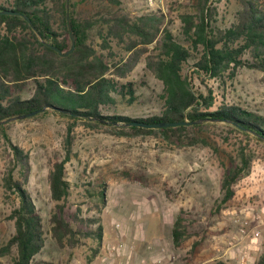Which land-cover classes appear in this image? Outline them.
Returning <instances> with one entry per match:
<instances>
[{
	"label": "trees",
	"instance_id": "16d2710c",
	"mask_svg": "<svg viewBox=\"0 0 264 264\" xmlns=\"http://www.w3.org/2000/svg\"><path fill=\"white\" fill-rule=\"evenodd\" d=\"M171 1V11L184 9L176 15L175 31L168 14L159 9L130 15L109 9L119 7L120 0H78L83 7L80 10L69 0L74 48L66 56L47 46L62 53L70 48L65 0L0 2V11L18 13L0 15V134L11 154L1 187L4 199L14 201L7 216L13 233L0 245V258L10 256L11 264H37L34 258L45 242L41 216L25 188L30 174L28 154L6 134L8 122L17 117L53 113L69 120L62 139V158L52 164L48 174L49 196L55 203L49 233L59 247H74L81 236L96 240L100 247L102 237L99 218L83 219L74 228L63 216V203L70 193L64 170L72 156L73 130L78 122L88 127L108 125L118 136L158 135L167 145L178 148L209 145L204 138L190 135L191 129L201 130L209 122H225L229 132L263 141V115L235 103L214 106L213 90H195L183 70L191 61L193 73L216 81L222 89L234 81L238 70L264 73V0H235L237 7L226 26L217 24L218 13L211 0H184L188 3L185 6L181 0ZM92 30L96 44L90 38ZM141 59L145 70L161 85L157 97L160 111L137 117L116 114L120 106L128 108L138 102V86L128 77ZM24 91H29L28 96L22 97ZM108 111L112 114L104 113ZM183 121L199 123L163 128L129 125ZM250 163L244 147L234 158L229 157L213 214L233 198L234 186L248 173ZM97 188L96 196L104 203L103 184ZM190 226L191 220L179 210L170 229L174 248L191 237ZM197 245V241L192 243L191 252ZM254 264H264V252Z\"/></svg>",
	"mask_w": 264,
	"mask_h": 264
},
{
	"label": "rangeland",
	"instance_id": "374dc122",
	"mask_svg": "<svg viewBox=\"0 0 264 264\" xmlns=\"http://www.w3.org/2000/svg\"><path fill=\"white\" fill-rule=\"evenodd\" d=\"M66 1L68 14L69 0ZM71 1L83 9L78 0ZM120 2L119 7L109 9L130 15L159 9L168 14L174 31L178 27L176 15L184 10L182 7L171 11V0L152 5L148 0ZM181 2L185 3L183 6L188 4ZM211 2L218 13L217 24L228 25L237 7L235 0ZM90 38L93 44L98 42L94 30ZM183 73L195 90H213L214 106L235 103L264 116V73L238 70L234 81L223 89L216 81L193 73L191 61ZM128 80L138 86V102L128 108L120 106L116 114L137 117L158 113L161 85L145 70L143 59ZM28 94L24 91L22 97ZM68 122L65 117L46 113L11 120L6 128L11 142L28 154L30 174L25 188L45 231L44 246L35 256V263L101 264L104 255L109 258L108 253L123 250L127 257L122 264H254L264 252V140L229 132L225 122H209L201 130L191 129L190 135L204 138L209 145L182 148L167 145L158 135L118 136L108 125L88 127L78 122L73 130L72 156L64 170L70 193L63 203V216L74 228L83 219L99 218L102 237L100 247L96 240L82 236L74 247H59L49 233L55 203L49 196L48 174L52 164L62 158L61 145ZM240 147L251 158L250 169L234 186L233 198L213 214V206L221 197L220 182L229 167V157L234 158ZM10 157L0 134V245L13 233V223L7 216L14 201L4 199L1 187ZM98 184L104 186V203L96 196ZM181 209L191 220L192 234L180 248H174L170 229ZM195 241L198 245L191 252ZM154 250L160 251L161 261L144 258L146 251ZM0 264H11V257L0 258Z\"/></svg>",
	"mask_w": 264,
	"mask_h": 264
},
{
	"label": "water",
	"instance_id": "95a60500",
	"mask_svg": "<svg viewBox=\"0 0 264 264\" xmlns=\"http://www.w3.org/2000/svg\"><path fill=\"white\" fill-rule=\"evenodd\" d=\"M66 8H67V1H66ZM0 15H18V13L14 12V11L4 10V11H0ZM24 19H25L26 22H28L29 26L31 28H33L31 22L29 21V19L26 16H24ZM66 22H67L68 34H69V38H70V42H71L70 48L66 52L62 53L58 48H56V47H54V46H52L50 44H47V46L49 48H51L52 50H54L59 56L68 55L69 53H71V51L74 48V35H73L72 29H71V26H70V23H69L67 11H66ZM33 30H34V32H36L35 29H33ZM42 110H40V111H42ZM32 114H35V112L34 113H30V114H26L23 117H17V118L21 119V118H24V117H29ZM198 123H199V121H193V122L183 121V122H175V123H160V124H153V125H145V124H139V123H132V124H129V125H135V126H139V127H148V128H163V127H174V126H177V125L191 126V125L198 124Z\"/></svg>",
	"mask_w": 264,
	"mask_h": 264
},
{
	"label": "crops",
	"instance_id": "0c3cea01",
	"mask_svg": "<svg viewBox=\"0 0 264 264\" xmlns=\"http://www.w3.org/2000/svg\"><path fill=\"white\" fill-rule=\"evenodd\" d=\"M144 258L146 259V260H148L149 261V258H150V260H152V261H154L155 260V258H156V260L155 261H161V259H162V256H161V254H160V251H158V250H154V251H146L145 253H144ZM106 256H110L109 258H107V257H105V255H104V257H102V261H103V263H101V264H108L109 262L111 263V264H122L123 263V261H122V259L124 260V259H126V257H127V254L125 253V251H119V252H117V254H113V253H108V255H106ZM157 257H159L158 259H157ZM126 264L128 263V262H125ZM153 263V262H152Z\"/></svg>",
	"mask_w": 264,
	"mask_h": 264
},
{
	"label": "built area",
	"instance_id": "2783aa9c",
	"mask_svg": "<svg viewBox=\"0 0 264 264\" xmlns=\"http://www.w3.org/2000/svg\"><path fill=\"white\" fill-rule=\"evenodd\" d=\"M156 1H161V0H148V4L152 5L153 3H155Z\"/></svg>",
	"mask_w": 264,
	"mask_h": 264
}]
</instances>
